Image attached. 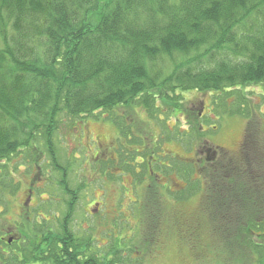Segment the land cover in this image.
<instances>
[{
	"label": "trees",
	"instance_id": "obj_1",
	"mask_svg": "<svg viewBox=\"0 0 264 264\" xmlns=\"http://www.w3.org/2000/svg\"><path fill=\"white\" fill-rule=\"evenodd\" d=\"M251 86L264 88V0H0L2 173L25 151L34 163L41 147L54 158V136L69 120L99 113L125 134L119 112L140 108L156 119L159 102L175 109L189 92L210 96L216 121L247 120L249 140ZM260 140L253 137L243 158L219 175L207 173L196 190L209 193L205 207L211 202L210 219L218 222L210 231L223 238L228 256L249 252L264 264ZM46 241V251L32 244L8 256L0 248V263L69 260L67 247L59 257L60 248ZM118 255L105 262L92 255L91 264H123Z\"/></svg>",
	"mask_w": 264,
	"mask_h": 264
},
{
	"label": "rangeland",
	"instance_id": "obj_2",
	"mask_svg": "<svg viewBox=\"0 0 264 264\" xmlns=\"http://www.w3.org/2000/svg\"><path fill=\"white\" fill-rule=\"evenodd\" d=\"M246 91L254 107L249 140L247 120L216 121L210 96L196 92L184 93L175 109L159 102L156 119L140 108L119 112L125 134L99 113L65 122L54 158L41 147L38 162L25 151L0 171V238L11 229L31 246L32 232L49 233L67 217L99 229L96 238L102 233L107 246L113 236L123 239L113 252L125 264H259L249 252L228 256L223 238L210 231L218 222L210 219L211 202L205 207L209 193L196 190L207 173L219 175L243 158L253 137L264 142V88Z\"/></svg>",
	"mask_w": 264,
	"mask_h": 264
},
{
	"label": "flooded vegetation",
	"instance_id": "obj_3",
	"mask_svg": "<svg viewBox=\"0 0 264 264\" xmlns=\"http://www.w3.org/2000/svg\"><path fill=\"white\" fill-rule=\"evenodd\" d=\"M204 188V187H203ZM185 191V190H184ZM172 192V190H171ZM29 194V201L30 197L33 195V191L31 189L28 190ZM30 213V212H29ZM22 216V214H20ZM59 218V217H58ZM73 223V222H72ZM70 221H68L67 217H64L59 224H55V228H52L49 232L50 233H37V239L35 240V244H37L40 248H42V251L47 250V239L52 240V245H56L55 248L59 247L60 249L57 251V255L59 257H62L65 255V248L67 247L70 252V258L69 260L66 259H59L60 264H70L73 257H77V260L80 261L81 264H91V257L94 255V259H98L99 261L106 260L107 257L110 259L113 258L114 253L113 251H119L121 250V241L118 240L119 237L113 236L112 242H110V245L107 246V241L105 240V237L102 233L96 238L97 233H93L90 235L91 230L85 225V221L82 220L80 223L76 221L75 224H72ZM72 224V225H71ZM57 225V226H56ZM11 229H9L5 236L0 238V241L4 243V248L2 249L3 252L9 256V254L12 252H16L17 249H22L26 247V243L21 240V237H23V234L11 235L10 232ZM115 235V234H113ZM101 237V238H99ZM105 241L106 243L102 242ZM93 243V247L91 245ZM13 247V248H12ZM108 247V248H106ZM17 248V249H16ZM111 248H113L111 254L108 256V251ZM58 249V248H57ZM41 251V250H40ZM114 253V254H113ZM105 262V261H104Z\"/></svg>",
	"mask_w": 264,
	"mask_h": 264
}]
</instances>
